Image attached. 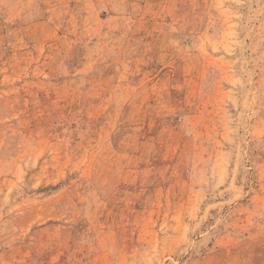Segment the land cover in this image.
Wrapping results in <instances>:
<instances>
[{
  "label": "rangeland",
  "instance_id": "obj_1",
  "mask_svg": "<svg viewBox=\"0 0 264 264\" xmlns=\"http://www.w3.org/2000/svg\"><path fill=\"white\" fill-rule=\"evenodd\" d=\"M0 264H264V0H0Z\"/></svg>",
  "mask_w": 264,
  "mask_h": 264
}]
</instances>
